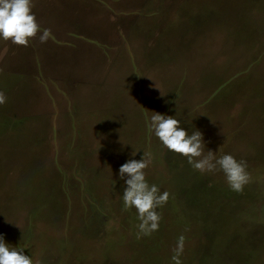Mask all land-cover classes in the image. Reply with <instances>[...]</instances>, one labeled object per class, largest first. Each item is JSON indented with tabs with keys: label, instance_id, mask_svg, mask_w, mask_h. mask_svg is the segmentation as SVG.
<instances>
[{
	"label": "rangeland",
	"instance_id": "rangeland-1",
	"mask_svg": "<svg viewBox=\"0 0 264 264\" xmlns=\"http://www.w3.org/2000/svg\"><path fill=\"white\" fill-rule=\"evenodd\" d=\"M136 1L106 73L75 50L88 81L43 80L46 95L0 40V233L33 264H264V0ZM153 111L198 129L203 155L245 161L242 190L164 148ZM141 155L168 193L146 235L116 175Z\"/></svg>",
	"mask_w": 264,
	"mask_h": 264
},
{
	"label": "clouds",
	"instance_id": "clouds-1",
	"mask_svg": "<svg viewBox=\"0 0 264 264\" xmlns=\"http://www.w3.org/2000/svg\"><path fill=\"white\" fill-rule=\"evenodd\" d=\"M31 6L32 0H0V40H10L11 43L26 46L29 38L37 35L40 26ZM47 36V30H44L40 33L39 40L44 42ZM5 99L0 92V104ZM148 128L164 148L183 156L193 168L201 172L218 168L223 172L225 182L231 190L239 192L248 182L245 161L237 160L230 153L217 156L210 149L207 155H203L205 143L202 133L194 129L189 134L175 115L153 111L148 116ZM135 152L132 151L131 155ZM149 162L142 155L139 159H127L118 166L116 172L117 177L123 180L121 200L124 209L134 208L136 211L139 220L138 235H146L158 228L160 217L156 209L168 198L167 191L161 192L157 185H150L146 181L143 169ZM177 250L179 251V245ZM173 260L179 264L176 256ZM0 264H33V261L25 254L24 248L12 246L0 233Z\"/></svg>",
	"mask_w": 264,
	"mask_h": 264
},
{
	"label": "crops",
	"instance_id": "crops-1",
	"mask_svg": "<svg viewBox=\"0 0 264 264\" xmlns=\"http://www.w3.org/2000/svg\"><path fill=\"white\" fill-rule=\"evenodd\" d=\"M136 2V0H32L31 11L40 26L39 31L36 36L29 38L26 46L16 45L13 55L8 60L9 69L23 72L25 80L33 82L36 86L34 89H41L44 95L46 93L43 90L45 85L41 82L43 80L57 86H72L70 81L82 83L88 81L86 77L88 65L82 63L79 65L70 58L75 50L84 49L85 53H93L95 61L102 62L96 65L106 73L108 69L106 65L110 63L107 62L108 57L110 56L111 61L113 54L116 53L112 45L118 44L121 37V18L116 19L120 17L117 12H121V7H132ZM44 30H47L48 36L41 42L39 35ZM16 65L22 68L16 70Z\"/></svg>",
	"mask_w": 264,
	"mask_h": 264
}]
</instances>
